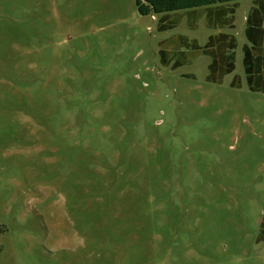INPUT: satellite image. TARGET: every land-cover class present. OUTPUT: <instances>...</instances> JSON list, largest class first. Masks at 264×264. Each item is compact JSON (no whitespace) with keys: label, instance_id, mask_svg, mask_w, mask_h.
<instances>
[{"label":"rangeland","instance_id":"obj_1","mask_svg":"<svg viewBox=\"0 0 264 264\" xmlns=\"http://www.w3.org/2000/svg\"><path fill=\"white\" fill-rule=\"evenodd\" d=\"M251 4L158 31L134 0H0V264H264ZM218 32L238 41L221 84L203 54L160 63L161 40Z\"/></svg>","mask_w":264,"mask_h":264},{"label":"trees","instance_id":"obj_2","mask_svg":"<svg viewBox=\"0 0 264 264\" xmlns=\"http://www.w3.org/2000/svg\"><path fill=\"white\" fill-rule=\"evenodd\" d=\"M241 0H134L136 11L142 16H157V30L166 31L176 27L185 19L190 30L197 28L200 15L206 27L233 29L235 12ZM245 18L244 34L247 43L241 47L242 66L247 87L250 91L264 93V0H251ZM159 61L164 66L176 69L189 61V56L201 54L210 57L207 65V82L221 84L225 75L235 69L238 41L235 35L218 32L208 37L201 46L197 40L185 35L173 36L159 42ZM195 56V57H196ZM185 77L194 78L193 74ZM231 86L240 88L242 80L234 76ZM257 242L264 240V211Z\"/></svg>","mask_w":264,"mask_h":264}]
</instances>
